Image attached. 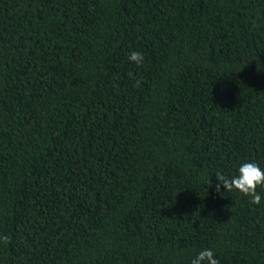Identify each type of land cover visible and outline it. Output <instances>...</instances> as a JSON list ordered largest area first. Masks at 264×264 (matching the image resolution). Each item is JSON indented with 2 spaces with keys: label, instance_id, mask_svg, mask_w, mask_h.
I'll use <instances>...</instances> for the list:
<instances>
[{
  "label": "trees",
  "instance_id": "1",
  "mask_svg": "<svg viewBox=\"0 0 264 264\" xmlns=\"http://www.w3.org/2000/svg\"><path fill=\"white\" fill-rule=\"evenodd\" d=\"M247 162L264 0H0V264H264Z\"/></svg>",
  "mask_w": 264,
  "mask_h": 264
},
{
  "label": "clouds",
  "instance_id": "2",
  "mask_svg": "<svg viewBox=\"0 0 264 264\" xmlns=\"http://www.w3.org/2000/svg\"><path fill=\"white\" fill-rule=\"evenodd\" d=\"M129 60L140 64L144 57L138 51H132L129 54ZM137 82V85L138 86ZM215 177L217 184L215 185V191L220 192L221 186H223L225 191L237 190L244 196H251V203L259 205L261 202V196L256 192L257 186L264 185V170H262L256 163L247 162L242 163L238 168V173L235 176H225L221 172H216ZM209 187H211V182L209 181ZM0 240L4 243L10 241V237L7 235L0 236ZM219 264L218 259L214 257V253L210 249L201 250L194 259H192L191 264Z\"/></svg>",
  "mask_w": 264,
  "mask_h": 264
}]
</instances>
